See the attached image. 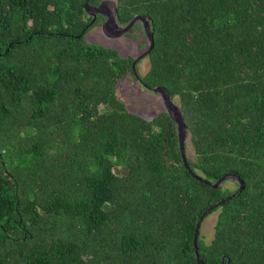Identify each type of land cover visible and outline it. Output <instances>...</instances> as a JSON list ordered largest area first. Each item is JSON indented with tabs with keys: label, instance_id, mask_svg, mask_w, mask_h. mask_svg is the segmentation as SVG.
<instances>
[{
	"label": "trees",
	"instance_id": "trees-1",
	"mask_svg": "<svg viewBox=\"0 0 264 264\" xmlns=\"http://www.w3.org/2000/svg\"><path fill=\"white\" fill-rule=\"evenodd\" d=\"M116 1L151 18L140 82L179 101L192 170L244 188L190 172L168 111L127 109L135 57L87 40L86 0H0V264H199L228 196L201 259L264 264V0Z\"/></svg>",
	"mask_w": 264,
	"mask_h": 264
},
{
	"label": "rangeland",
	"instance_id": "rangeland-1",
	"mask_svg": "<svg viewBox=\"0 0 264 264\" xmlns=\"http://www.w3.org/2000/svg\"><path fill=\"white\" fill-rule=\"evenodd\" d=\"M116 0H110L113 2ZM112 10L113 7L109 6ZM137 24L140 26L137 27ZM135 27L128 30L124 35H116L114 29L97 23L86 35L88 41L96 44L118 49L125 57H139L146 49L144 43L148 44V38L144 33L141 23H137ZM150 68V60L148 55L141 58L138 63V72L143 75ZM118 96L126 103V107L131 112L139 113L145 117H153L166 109L165 100L160 93L145 88L140 80L132 74L121 78L117 87ZM175 103L180 106L179 101ZM189 154L192 156V145L190 136L187 139ZM227 185L234 186L227 181ZM218 212L211 213L203 222L201 233L209 242L215 233V224L217 222Z\"/></svg>",
	"mask_w": 264,
	"mask_h": 264
},
{
	"label": "water",
	"instance_id": "water-1",
	"mask_svg": "<svg viewBox=\"0 0 264 264\" xmlns=\"http://www.w3.org/2000/svg\"><path fill=\"white\" fill-rule=\"evenodd\" d=\"M114 6L111 10L109 6L107 5V0H102L101 3L96 6L90 3V0H86L85 8L87 12L93 16L91 23L94 24L99 15H104L107 17V21L105 22L104 26H107L110 29H116L115 34L116 35H124L128 30L132 29L138 22L142 24V27L144 29V33L148 38V47L146 50L137 58H135L132 66L134 70L135 76L141 80V74L138 72V63L141 58L149 55L151 50L154 48L155 40H154V33L152 31V21L151 18L147 14H138L136 15L128 24L123 25L120 23L118 17H117V1H113ZM155 92L160 93L164 100L166 105V111L170 114L173 120L177 123L178 131H179V143L181 148V153L183 156L184 163L186 167L192 172V174L197 177L198 179L202 180L203 182L210 184L214 186L215 188H219L223 186V184L226 181L234 180L240 184L239 190L241 191L244 188V181L235 173H227L224 176H222L218 181L212 182L210 180L205 179L203 176L195 173L189 163V149H188V143L187 139L190 136V132L187 128L186 120L183 115V112L181 110V107L178 106L174 99L172 98L169 90L166 87L158 86L153 89ZM235 195V194H234ZM233 196H228L219 202L211 205L209 208L205 210V212L202 214L200 220L197 223L195 237H194V251L198 258L199 264H205V262L201 259L199 250H198V235L200 232V228L203 225V222L206 220V218L221 204H223L225 201L231 199Z\"/></svg>",
	"mask_w": 264,
	"mask_h": 264
},
{
	"label": "flooded vegetation",
	"instance_id": "flooded-vegetation-1",
	"mask_svg": "<svg viewBox=\"0 0 264 264\" xmlns=\"http://www.w3.org/2000/svg\"><path fill=\"white\" fill-rule=\"evenodd\" d=\"M99 4H100V3H99ZM98 20L101 21V25H104L105 22L107 21V17H105L104 15H99ZM115 30H116V29H115ZM114 32H116V31H114Z\"/></svg>",
	"mask_w": 264,
	"mask_h": 264
},
{
	"label": "bare ground",
	"instance_id": "bare-ground-1",
	"mask_svg": "<svg viewBox=\"0 0 264 264\" xmlns=\"http://www.w3.org/2000/svg\"><path fill=\"white\" fill-rule=\"evenodd\" d=\"M109 1H110V0H107V5L110 6V7H111V6L113 7V6H114V3H113V2L111 3V2H109Z\"/></svg>",
	"mask_w": 264,
	"mask_h": 264
}]
</instances>
